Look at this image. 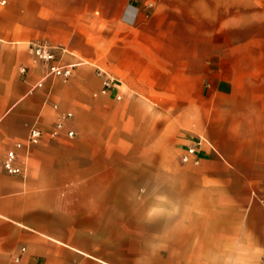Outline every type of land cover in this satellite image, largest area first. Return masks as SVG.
I'll use <instances>...</instances> for the list:
<instances>
[{"label":"crops","instance_id":"obj_1","mask_svg":"<svg viewBox=\"0 0 264 264\" xmlns=\"http://www.w3.org/2000/svg\"><path fill=\"white\" fill-rule=\"evenodd\" d=\"M8 149L0 264H260L264 0H0Z\"/></svg>","mask_w":264,"mask_h":264},{"label":"built area","instance_id":"obj_2","mask_svg":"<svg viewBox=\"0 0 264 264\" xmlns=\"http://www.w3.org/2000/svg\"><path fill=\"white\" fill-rule=\"evenodd\" d=\"M28 49L31 55L39 61L42 65L46 67V74L51 76L68 78L73 73V66L69 64H64L59 62L57 59V51L61 50L58 47H54L52 44L45 41H31L28 44ZM19 72L25 74L27 72L26 68L23 66L19 67ZM110 78L104 82V90L111 88ZM41 82L37 83L38 86H41ZM70 114H67L66 117H69ZM62 128V122H55L50 130V135L57 137ZM44 131L37 126H32L29 129L26 142L28 145L37 144L42 136ZM68 136H73V131L67 132ZM16 146H20V143H17ZM200 159L198 149L196 145H190L186 148L185 152L181 156V161L184 163H198ZM1 168L8 174H19L22 172L20 166L16 164V153L14 149H8L5 156L0 160ZM260 264H264V259L261 260Z\"/></svg>","mask_w":264,"mask_h":264},{"label":"clouds","instance_id":"obj_3","mask_svg":"<svg viewBox=\"0 0 264 264\" xmlns=\"http://www.w3.org/2000/svg\"><path fill=\"white\" fill-rule=\"evenodd\" d=\"M155 211H162V210L161 209H153V212H155Z\"/></svg>","mask_w":264,"mask_h":264}]
</instances>
